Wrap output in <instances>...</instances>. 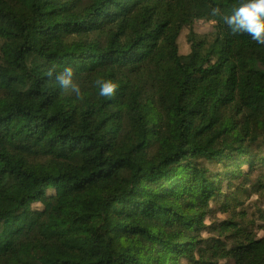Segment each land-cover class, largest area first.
Segmentation results:
<instances>
[{
    "label": "trees",
    "instance_id": "trees-1",
    "mask_svg": "<svg viewBox=\"0 0 264 264\" xmlns=\"http://www.w3.org/2000/svg\"><path fill=\"white\" fill-rule=\"evenodd\" d=\"M244 2L0 0V264H264V45L211 15Z\"/></svg>",
    "mask_w": 264,
    "mask_h": 264
},
{
    "label": "clouds",
    "instance_id": "clouds-1",
    "mask_svg": "<svg viewBox=\"0 0 264 264\" xmlns=\"http://www.w3.org/2000/svg\"><path fill=\"white\" fill-rule=\"evenodd\" d=\"M213 17H220L231 33H247L260 45H264V0H246L240 6L233 9L232 13L225 14L219 6L211 8ZM49 77H54L55 84L62 94H71L76 98L82 97L80 84L77 82L76 71L72 66L63 68L60 71L53 66L49 69ZM94 84L99 88L98 95L112 98L117 94L120 84L113 80L97 79Z\"/></svg>",
    "mask_w": 264,
    "mask_h": 264
},
{
    "label": "rangeland",
    "instance_id": "rangeland-1",
    "mask_svg": "<svg viewBox=\"0 0 264 264\" xmlns=\"http://www.w3.org/2000/svg\"><path fill=\"white\" fill-rule=\"evenodd\" d=\"M215 32L214 23L204 20H192L189 19L186 23L183 36L181 37L182 50H188L192 43L190 34L195 33L200 36L211 37Z\"/></svg>",
    "mask_w": 264,
    "mask_h": 264
}]
</instances>
